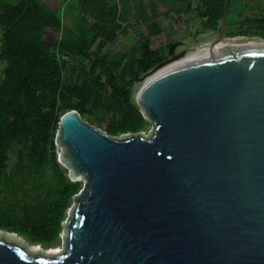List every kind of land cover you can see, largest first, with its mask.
Segmentation results:
<instances>
[{
    "label": "water",
    "instance_id": "water-1",
    "mask_svg": "<svg viewBox=\"0 0 264 264\" xmlns=\"http://www.w3.org/2000/svg\"><path fill=\"white\" fill-rule=\"evenodd\" d=\"M228 2L215 39L173 45L138 79L147 136H108L75 110L60 117L57 161L84 181L62 253L0 237V264H264V46L213 50Z\"/></svg>",
    "mask_w": 264,
    "mask_h": 264
},
{
    "label": "trees",
    "instance_id": "trees-1",
    "mask_svg": "<svg viewBox=\"0 0 264 264\" xmlns=\"http://www.w3.org/2000/svg\"><path fill=\"white\" fill-rule=\"evenodd\" d=\"M172 1L0 0L1 230L43 249L59 241L65 213L81 189L57 161L54 141L63 114L75 110L114 138L146 129L148 121L133 100L134 82L190 33L189 10L200 33L218 32L225 2L202 0L192 8L189 0H176L187 8L177 10L163 29L156 14ZM65 11L72 12L68 25ZM259 17L261 26L252 37L264 39V17ZM142 28L129 58L112 53L117 42ZM46 30L60 31L58 40L46 39Z\"/></svg>",
    "mask_w": 264,
    "mask_h": 264
},
{
    "label": "rangeland",
    "instance_id": "rangeland-1",
    "mask_svg": "<svg viewBox=\"0 0 264 264\" xmlns=\"http://www.w3.org/2000/svg\"><path fill=\"white\" fill-rule=\"evenodd\" d=\"M191 1H193V3L197 2V0H195V1L191 0ZM234 1L239 3L238 0H232L229 3V10H228V13H227V22H226V28H225V33H224L225 37H226V35L237 34L236 36H233L234 37L233 40L238 42V43H252V42H255L257 39L255 37H252V36L256 35L258 33L256 31L258 29L257 24H255V23L251 24V20H248L249 21L248 25H243V24L241 25V22L245 20L243 18L244 17L243 16V6L240 5L241 6L240 8H233ZM54 4L58 5L59 2H54ZM180 4L181 5H179L177 3L175 4L176 9L174 8V10H172L171 15H170V20H168L167 22L165 21V23L162 22V24H160L161 26L165 27L163 29H166L172 23V21L177 17V10H179L180 8H181V10H183L185 8L184 3L180 2ZM163 6H162V8H164ZM68 17H69V13L68 14L64 13V16H63V22L64 23L67 22ZM186 18L190 19V24H192L193 25L192 27H194V28L190 31L189 34H187L186 36L180 38L178 40L179 41L178 43L174 44L176 46L173 49V53H178V52L184 50L185 48L192 47L193 45L195 46L196 44H198V45H202V43L205 44V43L209 42L210 40H212L213 36H215L214 32H205L203 34H199L201 32V28L202 27L199 25L198 19L191 18V14L190 13L186 14ZM130 27H131V25H129V28ZM141 30L144 32L143 28ZM141 30H138L136 32V34L133 33L131 35H128L127 37L125 36L118 43V45L113 46L112 53L116 54L119 57L121 56L122 53H124L122 55H127V57L129 58V55H131L133 53L134 43L137 42L138 34L139 33H143ZM241 34H243V35H241ZM59 36H60V31H57V30H46L45 31V35H44V37L46 39L51 40V41L58 40ZM225 37H224V39H226ZM178 38H179V36H178ZM197 41H201V42H197ZM260 41H264V40H260ZM122 42H124V43L125 42H129L127 49H122L120 47V44H123ZM223 43L227 44L228 42H224L223 41ZM125 46H127V45H125ZM1 68L2 67L0 66V73H1ZM141 85H142L141 80H136L134 82V86H133V100L135 99V95L139 91ZM89 125H91V124H89ZM91 126H93V125H91ZM151 129H152V125L148 122V125H147L146 129L144 131L140 132L139 134H141V136H147L150 133ZM79 181L81 182V184L84 183L83 179H80ZM73 207H74V203H73V200H72V202L70 204V207L66 211L65 218H64V220L62 222V232L60 233L59 241H58L56 246L54 245L50 249H43L40 246L31 245L30 242L27 240V238H25L23 235H20V234H17V233L16 234H14V233L11 234V233H7V232H5V231L0 229V236L4 237L8 241H13V242L17 243L18 245L24 247L25 249H27L31 253L47 254L46 252H48L49 250L53 251V250H56L58 248H61L63 250L62 241L64 240V238L66 236V228H65L64 224L67 223V219H68L69 214H70V212H71ZM6 225L8 227L11 226V224H9V223H6ZM4 234L10 236V238L4 236ZM36 247H40L41 249L37 250Z\"/></svg>",
    "mask_w": 264,
    "mask_h": 264
},
{
    "label": "crops",
    "instance_id": "crops-1",
    "mask_svg": "<svg viewBox=\"0 0 264 264\" xmlns=\"http://www.w3.org/2000/svg\"><path fill=\"white\" fill-rule=\"evenodd\" d=\"M175 2H176V0H174L170 3H167V4L165 3V4L161 5V9H159L157 14H156V19H155L156 22H158L159 24H162V22L165 23V21L167 22L168 20H170V15H171V12L173 10L172 7L174 6ZM189 3L192 6V8H195L197 5L202 4V0H197V2H194V3H193V1L190 0ZM240 5L243 6V16H244L243 18L246 20V22H249L248 20H251V21L254 20V22H256V24L259 25V23H257V19L260 18L259 16L264 17V0H241ZM162 6L164 8H162ZM186 8L187 7L185 6V8L183 10H185ZM233 8H239L236 1H235V3H233ZM167 10H169L168 12H170V14H167L168 12L165 13ZM188 12L190 13V10ZM64 13H67V14L69 13V15H70L72 12L71 11H65ZM64 13H63V16H64ZM191 18H195L194 15H191ZM188 20H189V25L191 27V29H190V31H191L194 27H192L193 25L190 24V19H188ZM64 24L68 25V19H67V22ZM259 26H261V24ZM260 28L262 30H264V26H262ZM143 34H144V32H143ZM138 37H139V35H138ZM255 38L257 40H264V39L259 38V37H255ZM118 43L119 42H117L114 46L118 45ZM122 43L123 44H120V47L122 49H127L129 42H125V43L122 42ZM138 43L139 42L134 43V49L138 45ZM125 45H127V46H125ZM133 53H134V50H133ZM122 54H124V53H122ZM122 54H121V56H122Z\"/></svg>",
    "mask_w": 264,
    "mask_h": 264
},
{
    "label": "bare ground",
    "instance_id": "bare-ground-1",
    "mask_svg": "<svg viewBox=\"0 0 264 264\" xmlns=\"http://www.w3.org/2000/svg\"><path fill=\"white\" fill-rule=\"evenodd\" d=\"M224 42H228L229 44L228 43L227 44L222 43L221 45H219V47H216L213 50L215 52H217L219 50H222L223 48L243 47V46H250V47H254V46H264V41H260V40H256L255 42H252V43H238V42H235L234 40L233 41H224ZM207 54H208V52L206 50L205 51L201 50V51H198L195 54H192V55H189V56H186V57L182 58L179 62L175 63L174 65H179V64H182L184 62L193 60V59H197V58H200V57H204V56H207ZM174 65H172V66H174ZM4 236L10 238V236H8L6 234H4ZM0 237H2V236H0ZM2 238H4V237H2ZM36 249L37 250H40L41 248L40 247H36ZM46 253L49 256H57V255H59V254L62 253V249L61 248H58V249L53 250V251L52 250H49Z\"/></svg>",
    "mask_w": 264,
    "mask_h": 264
},
{
    "label": "flooded vegetation",
    "instance_id": "flooded-vegetation-1",
    "mask_svg": "<svg viewBox=\"0 0 264 264\" xmlns=\"http://www.w3.org/2000/svg\"><path fill=\"white\" fill-rule=\"evenodd\" d=\"M225 28H226V26H225ZM205 33V32H204ZM215 33V36H216V34H217V32H214ZM224 33H225V29H224ZM224 33H223V38L225 37V35H224ZM200 34H203V33H200ZM199 35V34H198ZM215 36H213V39H215ZM212 39V40H213ZM197 42H201V41H197ZM203 44V43H202ZM197 45V44H196ZM195 45V46H196ZM192 47H194V45L192 46ZM192 47H188V48H192ZM188 48H185V49H188Z\"/></svg>",
    "mask_w": 264,
    "mask_h": 264
},
{
    "label": "clouds",
    "instance_id": "clouds-1",
    "mask_svg": "<svg viewBox=\"0 0 264 264\" xmlns=\"http://www.w3.org/2000/svg\"><path fill=\"white\" fill-rule=\"evenodd\" d=\"M226 39H224L223 41H228V39H233L234 37H225ZM223 41H222V43H223ZM236 42V41H235Z\"/></svg>",
    "mask_w": 264,
    "mask_h": 264
},
{
    "label": "built area",
    "instance_id": "built-area-1",
    "mask_svg": "<svg viewBox=\"0 0 264 264\" xmlns=\"http://www.w3.org/2000/svg\"><path fill=\"white\" fill-rule=\"evenodd\" d=\"M234 39V38H233ZM233 39H228V41H233Z\"/></svg>",
    "mask_w": 264,
    "mask_h": 264
}]
</instances>
